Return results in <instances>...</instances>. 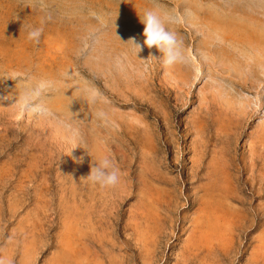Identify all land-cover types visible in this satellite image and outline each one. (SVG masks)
I'll return each instance as SVG.
<instances>
[{"label": "rangeland", "instance_id": "1", "mask_svg": "<svg viewBox=\"0 0 264 264\" xmlns=\"http://www.w3.org/2000/svg\"><path fill=\"white\" fill-rule=\"evenodd\" d=\"M150 8L183 61L125 44ZM104 157L115 187L81 179ZM0 258L264 264V0H0Z\"/></svg>", "mask_w": 264, "mask_h": 264}, {"label": "clouds", "instance_id": "2", "mask_svg": "<svg viewBox=\"0 0 264 264\" xmlns=\"http://www.w3.org/2000/svg\"><path fill=\"white\" fill-rule=\"evenodd\" d=\"M139 19L140 23L144 25L143 43L141 44L136 37H131L125 44H132L135 49L139 50V53L143 47L148 49L157 48L163 54L159 61L164 66H171L185 59L182 42L175 32L166 27L167 24L176 22L175 16L161 15L157 9L150 8L139 15ZM23 27L24 25H22ZM42 32V27L29 26L27 39L39 44ZM149 59H154L151 54L147 60ZM52 87L51 81L40 79L33 86L23 88L16 101L20 114L34 116L38 119L50 117L52 111L46 103L45 93ZM96 115L98 119L107 120V114L103 111H98ZM82 159L78 162H82ZM81 179L98 184L101 188H109L115 187L120 182L121 175L120 170L113 161L108 157H104L95 164L92 163L90 174ZM0 264H8V262L0 258Z\"/></svg>", "mask_w": 264, "mask_h": 264}]
</instances>
